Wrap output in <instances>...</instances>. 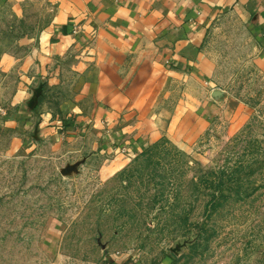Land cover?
<instances>
[{"label":"rangeland","instance_id":"obj_1","mask_svg":"<svg viewBox=\"0 0 264 264\" xmlns=\"http://www.w3.org/2000/svg\"><path fill=\"white\" fill-rule=\"evenodd\" d=\"M50 1L0 6V264H264V71L240 6L213 16L194 85L98 30L49 54Z\"/></svg>","mask_w":264,"mask_h":264},{"label":"crops","instance_id":"obj_2","mask_svg":"<svg viewBox=\"0 0 264 264\" xmlns=\"http://www.w3.org/2000/svg\"><path fill=\"white\" fill-rule=\"evenodd\" d=\"M24 0H0V6L12 2L20 7ZM54 4L47 37L54 36L49 54L67 53L63 43L71 41L78 28L98 30L122 48L130 51L149 50L155 67L167 74L185 77V82L200 85L202 78L212 73V64L198 52L207 28L221 13L240 6L245 15L247 30L256 43L255 64L264 71V0H51ZM237 8V7H236ZM243 15V16H244ZM78 31V30H77ZM47 40V39H45ZM158 46V47H156ZM148 50V49H147ZM174 59L176 66L164 67L166 59ZM193 60L194 64L189 65ZM39 88V87H38ZM39 90L37 89V93ZM32 93L17 95L19 114L25 112L35 97ZM29 104V105H28ZM109 120L118 114L113 108L101 110ZM19 114L16 115L17 118ZM21 119V117H20ZM202 123V120L199 121ZM140 128V126L138 127ZM142 130V131H141ZM148 126L141 127L140 143L148 138ZM142 145V146H143Z\"/></svg>","mask_w":264,"mask_h":264}]
</instances>
